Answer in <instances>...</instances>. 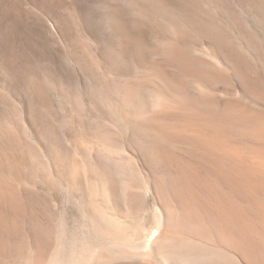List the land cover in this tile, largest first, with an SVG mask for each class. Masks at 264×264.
Listing matches in <instances>:
<instances>
[{
    "label": "rangeland",
    "instance_id": "1",
    "mask_svg": "<svg viewBox=\"0 0 264 264\" xmlns=\"http://www.w3.org/2000/svg\"><path fill=\"white\" fill-rule=\"evenodd\" d=\"M223 108L264 122V0H0V185L17 199L0 202V264H33L36 247L43 264H206L156 250L160 202L181 169L202 193L227 182L207 145L161 142L147 118L192 132ZM225 126L237 148L264 157L248 130ZM157 145L175 155L169 164ZM90 212L144 253L112 256L121 246L92 231Z\"/></svg>",
    "mask_w": 264,
    "mask_h": 264
},
{
    "label": "bare ground",
    "instance_id": "2",
    "mask_svg": "<svg viewBox=\"0 0 264 264\" xmlns=\"http://www.w3.org/2000/svg\"><path fill=\"white\" fill-rule=\"evenodd\" d=\"M208 113L202 115L200 119L199 116L195 114L200 122L198 121V123L195 120V123L190 122L192 125L194 124L193 127H191L192 129L194 127L198 128H196V131L193 129L194 132H188V129L186 130V127H183V123V125H176L177 123H171L169 119L167 122H162V119H160V122L157 116H153L154 114L152 115L153 117H146L148 120L154 121V132L161 142L167 143L186 138V140L188 139L205 146L207 145L208 149L211 151L209 155H207V158L210 162L215 164V173L217 177H221L227 182V189L224 188V183V187L220 184L209 183V185L205 186L207 193H202V189H200L197 183L198 180L196 181L195 179L196 175L194 176L192 172L189 171L190 168L181 169L183 168L182 166L180 168V173L171 172L169 175L167 174L169 176V190L172 199L170 201L163 200L160 202V207L164 212V218L161 223L162 233H165L156 240V250H158V248L165 249L167 251V260L178 257L181 261L184 260L185 262L192 263L195 258L203 257L206 259V264H264V157H254V155L251 157L252 154L249 156V153L246 154V150L243 152L237 148L236 143L239 140L236 139L237 141H235L233 138H230L227 135L230 133V129H228L229 133H227V127L225 126V123H227L243 127L246 131L248 130L251 133L252 137L250 138L255 142L258 141L259 143H257L264 148V122L241 112H235L232 108H223L216 118H211ZM191 116L188 115V118ZM186 123V126L190 124ZM254 146H250L251 148L249 147V151H251ZM153 151L154 154L153 152L152 154L156 156L155 160H157V162L162 161L169 164L172 157L175 156L173 153V156H171L170 152L166 151V147L164 146H158L157 149ZM263 152L264 149L262 153ZM204 155H206V153ZM183 165L186 166L187 163ZM201 182L206 184L208 181ZM11 191L14 190H9V188L7 189L0 185V202H10L14 206V201L17 199H14L13 195L15 193ZM19 206L18 208H20ZM23 206L25 207V205ZM237 217H241L255 229L259 237L258 241L252 239V237L247 234L249 231L245 232V230H243L244 228L242 229L239 227L240 223H236L239 222ZM89 218L93 232L100 235L101 238L110 240V244L113 246H121L119 249L112 252V256L115 255V257L126 258L133 255H142L144 253L143 250L135 248L139 241H136L134 236L128 234L126 229L121 227L119 223L113 222L103 215L98 216L94 212H90ZM36 226H38L36 227L38 229L41 227L39 225ZM5 231L6 230H4V232ZM156 237L158 238V236ZM35 238L37 239V237ZM49 241L51 240L49 239ZM190 241H192L194 245H192V243L189 244L188 242ZM35 242L38 243L37 240ZM103 243H100L101 245L98 244L99 246H97V248L104 247ZM179 244L182 247L178 246ZM36 248L38 255L34 258L35 262L33 260L32 263L43 264V247ZM72 251L73 250L70 252ZM71 255L73 256V253ZM110 256L111 255L107 253H100V259H106ZM83 258H85V256ZM28 259L30 260V258ZM72 262L74 263L75 261Z\"/></svg>",
    "mask_w": 264,
    "mask_h": 264
}]
</instances>
